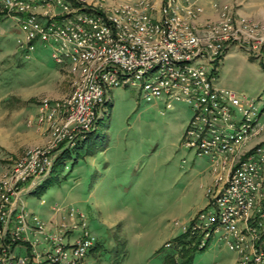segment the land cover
Instances as JSON below:
<instances>
[{"label": "built area", "instance_id": "1", "mask_svg": "<svg viewBox=\"0 0 264 264\" xmlns=\"http://www.w3.org/2000/svg\"><path fill=\"white\" fill-rule=\"evenodd\" d=\"M199 1L0 0V17L18 22L21 53L51 47L53 61L72 76L68 96L38 104L46 143L0 178V264H90L97 238L87 215L58 207L60 220L45 221L29 212L25 197L50 177L65 149L97 129L119 87L166 109H194L182 146L209 160L214 181L208 206L184 233L201 237L200 249L218 238L235 264H264V143L244 150L264 132V106L215 84L216 64L233 44L264 61V23L239 18L226 3L218 20L196 25Z\"/></svg>", "mask_w": 264, "mask_h": 264}, {"label": "rangeland", "instance_id": "2", "mask_svg": "<svg viewBox=\"0 0 264 264\" xmlns=\"http://www.w3.org/2000/svg\"><path fill=\"white\" fill-rule=\"evenodd\" d=\"M244 4L246 19L261 22L249 13L264 9V0H244ZM234 8H238L236 3ZM212 21L197 20L196 25ZM20 38L18 22L0 17V144L7 142L15 118L29 124V140L35 133L46 136L35 119L38 104L44 98L61 100L72 90L70 71L53 61L51 47L41 46L25 57ZM215 74L217 86L254 98L263 108L262 58L233 44L216 64ZM111 95L107 115L89 138L108 149H99L93 159L81 160L79 168L73 166L77 153L72 151L61 182H44L40 192L37 189L26 196L25 202L46 221V210L56 201L73 202L86 213L97 238L88 257L90 264H168L170 256L176 264H184L194 243L189 234L179 237L184 226L189 227L208 206L207 190L214 181L210 162L182 146L195 111L185 103L166 109L159 100L146 101L133 87L115 88ZM260 122L264 124V117ZM259 143H264V132L244 150ZM78 148L80 155L86 153L85 148ZM23 152L11 160L21 158ZM6 158L0 150V177L7 168ZM41 200L47 204L41 206ZM235 258L236 254L214 238L186 264H235Z\"/></svg>", "mask_w": 264, "mask_h": 264}, {"label": "crops", "instance_id": "3", "mask_svg": "<svg viewBox=\"0 0 264 264\" xmlns=\"http://www.w3.org/2000/svg\"><path fill=\"white\" fill-rule=\"evenodd\" d=\"M199 3L203 7V13L201 14V16L198 19V20H200L201 23H203L207 20H215V21L218 20L220 17V14H221L222 6L226 3L231 4L233 6L236 3L238 6V8L236 10L237 16L239 18H246L245 17L246 14L244 11V5H245L244 0H200ZM215 3L217 4V6L215 5ZM249 16L252 18L254 17V19L257 18L258 21L264 22V9L262 8L261 10H258L254 13H249ZM161 103H163V102L161 101ZM163 105H164V103H163ZM37 110H38V106H37ZM28 126H29V124L26 122V120L24 123V120H22V119H20V120H19V118L13 119V121L11 123V127H10V134L7 136V142H3L0 144V150L7 157L4 160V162L7 163L6 170L11 166V163H12L11 157H14L15 155L19 156V154H21L26 149L23 152L25 154L26 151L29 148H31L32 146L37 145V144H44L46 142L47 137L43 136L41 134L39 135L37 133H35L36 136H34L33 139L29 140L28 135L30 133V130H29ZM107 149H108V147H105L103 151H106ZM94 157H96V156L95 155L86 156L85 160L87 161L88 159H90V158L93 159ZM186 162L187 161L184 159L183 164H185ZM81 165H82V161H80L78 163V165L75 167L79 168V167H81ZM210 171H211V175L214 179L211 168H210ZM101 177H100V181H105V179L107 178V175H106V177L105 176L103 178H101ZM79 179H80V177H78L76 181H78ZM46 204H47L46 200L40 201L41 206H45ZM27 207H28L29 212L34 213V214L38 215L39 217H41L43 220H45L42 216L37 214L34 210L30 209L28 205H27ZM58 207H67V208L68 207H75V208L81 210L73 202L56 201V202L52 203L48 207V209L46 210L47 216L49 218L48 221L53 220V219L57 220V221L60 220V215L58 213L56 214V212H55V208H58ZM87 217H88V215H87ZM215 264H219V263L216 262Z\"/></svg>", "mask_w": 264, "mask_h": 264}, {"label": "trees", "instance_id": "4", "mask_svg": "<svg viewBox=\"0 0 264 264\" xmlns=\"http://www.w3.org/2000/svg\"><path fill=\"white\" fill-rule=\"evenodd\" d=\"M101 120H103V118L100 119V121ZM94 131H96V130H94ZM94 131L89 133L84 139H81L79 144L76 147H74L72 149H65L63 151V153L57 158V160L55 162V165H54V168H53V170L51 172V175H50L51 177H49L45 181V184H47V183L51 184L53 182H58V183L61 182V179L64 178L62 176V174L64 173V171L66 169H68V165H66V162L72 158V151H75L77 153L76 158L74 159V162H73V166H76L81 160H84L86 158V156H93L94 154H96L98 152L99 149H103L104 150V148L99 147V143L98 142L92 141V140L89 141V138H90L91 134ZM78 147L85 148L86 153L80 155V153L77 150ZM38 192H40L39 189H38L37 193ZM187 234L188 233H183V235H181L179 238L188 237ZM192 242L194 243V246L192 247V249H190V251L188 250V253L185 254V257L183 258V263L184 264L191 262L193 260V258H194L195 252L197 250H200L199 244L201 242V237H199V236L194 237L192 239ZM205 248L206 247H204L202 249H205ZM168 264H176V262L174 261L173 256L169 257Z\"/></svg>", "mask_w": 264, "mask_h": 264}]
</instances>
